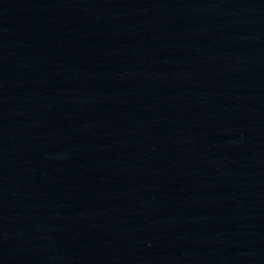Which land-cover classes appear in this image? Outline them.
<instances>
[{
    "label": "water",
    "instance_id": "1",
    "mask_svg": "<svg viewBox=\"0 0 264 264\" xmlns=\"http://www.w3.org/2000/svg\"><path fill=\"white\" fill-rule=\"evenodd\" d=\"M264 110V0H0V264H144Z\"/></svg>",
    "mask_w": 264,
    "mask_h": 264
}]
</instances>
